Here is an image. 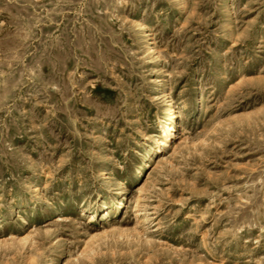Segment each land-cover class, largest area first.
Listing matches in <instances>:
<instances>
[{
  "label": "rangeland",
  "instance_id": "1",
  "mask_svg": "<svg viewBox=\"0 0 264 264\" xmlns=\"http://www.w3.org/2000/svg\"><path fill=\"white\" fill-rule=\"evenodd\" d=\"M0 264H264V0H0Z\"/></svg>",
  "mask_w": 264,
  "mask_h": 264
},
{
  "label": "bare ground",
  "instance_id": "2",
  "mask_svg": "<svg viewBox=\"0 0 264 264\" xmlns=\"http://www.w3.org/2000/svg\"><path fill=\"white\" fill-rule=\"evenodd\" d=\"M166 102H169V101L167 100ZM175 112L176 111H175L174 105L171 102H169L168 105L165 107V114L167 115V118L165 119L166 121H162L161 123L162 124L161 125V138L162 139L158 142V146L156 150L157 153L164 152L166 149L171 148L172 147L171 145H173L175 141L177 140V135L175 131L176 124H177L176 123L177 117H176ZM137 174H140L139 170L137 171Z\"/></svg>",
  "mask_w": 264,
  "mask_h": 264
}]
</instances>
